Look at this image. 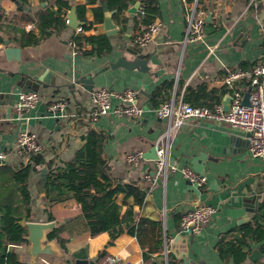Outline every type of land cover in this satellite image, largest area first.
Listing matches in <instances>:
<instances>
[{"label": "crops", "instance_id": "1", "mask_svg": "<svg viewBox=\"0 0 264 264\" xmlns=\"http://www.w3.org/2000/svg\"><path fill=\"white\" fill-rule=\"evenodd\" d=\"M66 1L85 7L89 29L81 30L79 22L76 29L66 24L29 47H21L3 36L9 42L8 47L20 50L17 55H7L4 43L0 46V171L7 169L8 176L10 171L28 164L31 155L18 153L16 140L20 130L31 131L42 151L38 154L40 164L27 179L30 222H54V229H59V237L64 240L65 252L54 241L63 258L40 255L32 263L27 242L10 244L9 250L23 264H74L77 259L106 264L107 257L123 263L144 264L137 230L140 219H148L159 225L153 234L159 230L163 256L166 251L179 264H226L216 248L220 237L252 223L264 200L261 176L264 159L249 155L247 134L227 124L189 119L170 135L168 162L177 171L163 180L156 175L155 160L147 157L167 129L166 122L155 112L157 94L176 103H198L203 95L198 89L204 87L205 92L215 91L222 104L230 95L220 96L225 87L224 76L236 69L249 70L260 61L264 54V1L251 6V0H199L205 13L204 40L184 43L185 1L157 0L155 21L161 24V30L144 47L134 42V36L144 29L137 17L140 0H125L127 6L118 21L113 19L116 10L109 8L106 0ZM101 1L112 13V22L116 25L113 37H108L104 30ZM54 3L55 0H0V24L22 28L37 36L36 18L48 11L44 20L48 27L57 9ZM135 4L139 6L132 13L129 10ZM102 35L109 42V50L101 55L91 54L92 46L86 38ZM119 60L127 64L144 61L146 69L116 66ZM97 89L117 93L139 91L135 104L144 109L142 117L133 120L109 114L89 122V100ZM21 91L36 92L41 100L19 118L15 102ZM240 92L244 98L246 87ZM57 97L67 101L61 117L48 111ZM119 104L117 100L112 101L114 107ZM90 131L104 137L103 158L111 178L123 183L136 182L145 192L142 204L133 208L136 233H123L111 244L108 233L89 236L87 221L75 200H64L50 208L53 220H49L45 211L44 183L48 166L69 162ZM131 152L141 153L136 165L125 160V155ZM182 168L204 176L205 185L197 187L186 181L179 172ZM123 199L122 194L115 198L109 221L123 215L132 204L131 199L126 202ZM18 204L22 206L21 201ZM199 204L215 209L212 221L197 235L179 233L181 215ZM25 223L21 222L23 226ZM149 232L145 228L141 232L145 242H152ZM152 258L158 262L155 256ZM233 263L230 258L229 264ZM259 263L264 264V257L260 247L252 244L247 258L239 264Z\"/></svg>", "mask_w": 264, "mask_h": 264}, {"label": "trees", "instance_id": "2", "mask_svg": "<svg viewBox=\"0 0 264 264\" xmlns=\"http://www.w3.org/2000/svg\"><path fill=\"white\" fill-rule=\"evenodd\" d=\"M109 8L116 10L113 15L117 21L119 14L126 8L125 0H106ZM185 4L191 5L193 0H184ZM57 7L53 21L47 27L44 20L48 11L38 15L35 26L38 30L36 36L34 32H25L24 29L0 24V46L5 39L9 38L21 47L35 46L53 32H58L66 26L68 12L73 9L80 23L81 30L89 29L85 20V7L82 5L73 6L66 0H55ZM200 7V1L197 0ZM158 14L157 0H140V7L137 17L144 25V28L154 22ZM87 43L92 46L91 54L101 55L109 50V42L105 36H91L86 38ZM247 85L244 81L236 83L235 89L240 92L241 88ZM202 91L201 102L188 103L196 107L212 108L215 104H220L219 97L215 91ZM231 93L226 86L220 92V96ZM158 105L167 101L161 93L157 94ZM189 101V100H188ZM186 101V102H188ZM82 146L76 150L73 158L64 164L49 165L45 177L44 199L45 211L49 220H53L50 208L64 200L73 199L79 206V212L87 221L88 234L91 237L101 233H108L112 243L119 235L127 233L133 235L135 230L136 213L133 208L140 206L145 197L144 190L136 182L123 183L111 178L109 167L103 158L104 137L90 131L83 137ZM41 162L40 155H31L27 165L15 172L6 170L0 171V264H23L18 260L17 255L9 250L10 244L26 243L24 236L26 229L21 222H30L31 213L27 203L29 193L27 190V179L32 170ZM124 196V202L131 199L132 204L128 205L123 215L108 220V214L114 207V200L119 195ZM22 203V206L18 202ZM150 226V228H148ZM159 225L148 219H140L138 222L137 237L143 248L144 264H179L175 259L167 255V261L163 260V251L160 249L161 235L159 230L154 236L155 227ZM149 230L152 235V242H145L142 237V230ZM147 237V234H145ZM49 240L55 241L62 252H65L64 240L59 237V229L52 230L48 235ZM257 244L264 257V200L260 202L255 218L252 223L241 226L236 232L228 233L220 237L217 243V251L221 260L229 264L230 258L233 264L244 261L250 251L251 245ZM152 256L158 259L155 261ZM260 264V263H259Z\"/></svg>", "mask_w": 264, "mask_h": 264}, {"label": "built area", "instance_id": "3", "mask_svg": "<svg viewBox=\"0 0 264 264\" xmlns=\"http://www.w3.org/2000/svg\"><path fill=\"white\" fill-rule=\"evenodd\" d=\"M264 0H251L250 5L255 6ZM205 13L198 7L197 0H193L187 6L186 26L183 42L202 43L204 40ZM65 23L68 21L66 19ZM161 24L157 21L147 25L140 33L134 36V42L144 47L150 43L160 32ZM244 81L246 83L248 105L242 104V94L235 89L236 83ZM223 84L231 90L230 105L224 111L221 104H215L212 108L196 107L188 103L179 101L161 102L156 108V115L159 119H164L167 129L161 141L155 146L156 154V175L163 180L178 170L175 165L168 162V152L170 147L171 133L183 126L189 119L206 120L219 124H227L232 129L239 130L247 134L248 153L252 158L264 159V54L260 61L249 70L236 69L227 73L223 78ZM137 90H126L121 93L108 89H97L90 96V110L87 118L89 122L109 114L123 116L127 119L139 120L144 109L137 106L136 99L139 96ZM40 97L33 91H21L18 93L15 110L17 115L22 117L26 112L34 109L40 102ZM119 101V105L114 107L112 101ZM67 101L64 97H57L49 106L48 111L61 117L64 115ZM16 150L20 154L38 155L42 151L41 145L37 142L36 136L29 130H20L16 140ZM141 153L131 152L125 155V160L136 165L141 159ZM182 177L189 183L201 187L205 185L206 178L188 168L179 169ZM264 182V170L261 173ZM149 179V176H145ZM215 214V209L206 204L196 205L192 210L183 213L179 220V233L197 235L208 225ZM164 262L167 261V254L164 251ZM106 264H131L123 263L113 257L106 258Z\"/></svg>", "mask_w": 264, "mask_h": 264}, {"label": "water", "instance_id": "4", "mask_svg": "<svg viewBox=\"0 0 264 264\" xmlns=\"http://www.w3.org/2000/svg\"><path fill=\"white\" fill-rule=\"evenodd\" d=\"M100 5L104 12L103 22H104V30L106 32V35L108 37H113L116 35V25L112 22V13L108 11L107 5L104 1H101ZM138 6H139L138 4H135L134 7L131 8L129 11L135 13ZM67 21H68L67 25L72 29H76L78 27V21L75 17V13L73 9H71L70 12L68 13ZM8 45L9 42L5 41L4 46L7 47L5 49V53L7 55H14V54L17 55L19 53L20 50L18 48H11L8 47ZM120 65H123L124 67L127 68L140 67L142 70L146 69V67L144 66V61L142 62L134 61L130 64H127L123 62V60H119L116 66H120ZM247 98L248 95L246 94V96L242 100L243 105H248ZM230 100L231 98L228 95L222 102L221 105L224 111H227L229 109ZM163 121L165 120L163 119ZM155 152L156 150L154 149L153 153H150V156L148 157L145 156V157L156 160ZM246 218L248 220L250 216L248 215ZM24 227L26 229V235L24 236V240L29 244L27 253L30 256V261L32 263L34 262L36 257L40 255L55 256L60 259L63 258L62 253L60 252L56 243L53 240H49L48 238L49 233L52 230H54V228L56 227V224L54 222H47V223L26 222ZM74 264H95V263L92 261L77 259L74 261Z\"/></svg>", "mask_w": 264, "mask_h": 264}]
</instances>
